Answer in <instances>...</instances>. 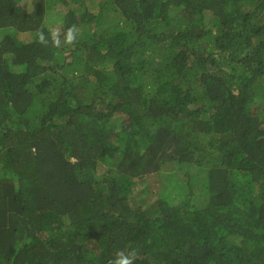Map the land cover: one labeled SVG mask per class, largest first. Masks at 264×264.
<instances>
[{
	"label": "trees",
	"instance_id": "1",
	"mask_svg": "<svg viewBox=\"0 0 264 264\" xmlns=\"http://www.w3.org/2000/svg\"><path fill=\"white\" fill-rule=\"evenodd\" d=\"M121 249L264 264V0H0V264Z\"/></svg>",
	"mask_w": 264,
	"mask_h": 264
},
{
	"label": "clouds",
	"instance_id": "2",
	"mask_svg": "<svg viewBox=\"0 0 264 264\" xmlns=\"http://www.w3.org/2000/svg\"><path fill=\"white\" fill-rule=\"evenodd\" d=\"M80 31L78 27L73 24L63 34V44L72 45L77 42ZM38 42L43 46L48 47H60L61 45V34L58 31L49 28L47 31L41 27L38 32ZM165 173V172H164ZM164 175V174H163ZM139 255L138 250H125L121 249L115 253V257L108 261V264H135V261Z\"/></svg>",
	"mask_w": 264,
	"mask_h": 264
},
{
	"label": "rangeland",
	"instance_id": "3",
	"mask_svg": "<svg viewBox=\"0 0 264 264\" xmlns=\"http://www.w3.org/2000/svg\"><path fill=\"white\" fill-rule=\"evenodd\" d=\"M163 170H164V172L165 171H170V168L167 166V168H164ZM138 188H141V186L139 185Z\"/></svg>",
	"mask_w": 264,
	"mask_h": 264
}]
</instances>
